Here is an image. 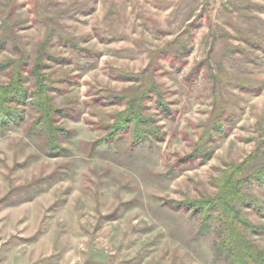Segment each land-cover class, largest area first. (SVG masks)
Here are the masks:
<instances>
[{"label":"rangeland","instance_id":"374dc122","mask_svg":"<svg viewBox=\"0 0 264 264\" xmlns=\"http://www.w3.org/2000/svg\"><path fill=\"white\" fill-rule=\"evenodd\" d=\"M0 64L28 93L0 129V264H223L199 210L264 167V0H0ZM135 94L143 125L116 131ZM241 192L264 255V177Z\"/></svg>","mask_w":264,"mask_h":264},{"label":"trees","instance_id":"16d2710c","mask_svg":"<svg viewBox=\"0 0 264 264\" xmlns=\"http://www.w3.org/2000/svg\"><path fill=\"white\" fill-rule=\"evenodd\" d=\"M7 65L0 64V68L8 69ZM10 67L13 68L9 77L10 83L7 86L0 87V129H4L10 125L20 126L22 124L24 120L22 112L11 107V105L13 103H25L28 99V93L23 86L20 74L21 66L12 64ZM33 72L39 88L34 93L35 98L32 100L31 105L35 106L41 113V118L34 128L39 129V135L48 141L53 149L62 150L57 138L62 131L52 124V117L55 111L52 110L50 105L51 97L48 96L46 87L41 83L40 64H37L35 69L33 68ZM139 101L140 95L135 94L131 97L130 110L118 117V123L115 126L116 131L118 129L127 130V126L129 127L130 123H134L135 126L140 127L143 125V117L140 115L139 107H137ZM226 112L227 108H223L222 114L224 115ZM215 130L220 131L222 127H215ZM133 133L136 136L143 134L139 128H135ZM206 157L204 156L203 158ZM243 172L240 170L230 173L220 186L221 190L217 199L205 203L199 210V213H202L204 210V218L202 220L204 222L202 223L204 229L208 219L216 220L220 226L216 232L218 240L214 244L215 261L218 263L264 264V255L248 239V234L250 233L248 231L257 233V229L248 223L235 207L237 201H242V185L252 180L260 181L264 177V167L256 171V175H250L248 171ZM196 211L198 212V210ZM213 215H217L216 218Z\"/></svg>","mask_w":264,"mask_h":264}]
</instances>
